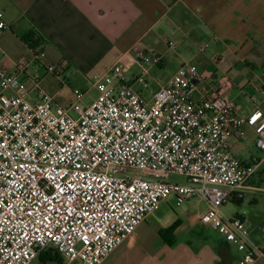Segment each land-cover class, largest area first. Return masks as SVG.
<instances>
[{
	"label": "built area",
	"instance_id": "built-area-1",
	"mask_svg": "<svg viewBox=\"0 0 264 264\" xmlns=\"http://www.w3.org/2000/svg\"><path fill=\"white\" fill-rule=\"evenodd\" d=\"M8 29L0 11V40ZM34 39V60L21 59L14 71L0 65V264H38L49 249L69 264H103L170 198L207 201L202 224L240 254L238 264H256L263 249L242 218L222 208L242 200L264 165V124L256 144L262 156L236 158L230 140L247 118L225 95L227 82L196 100V82L206 74L189 64L148 100L136 85L146 87L150 68L165 58L142 52L131 80L120 64L94 75L99 96L85 105L88 91L72 88L63 67L45 63L44 42ZM169 47L177 49L173 41ZM34 63L74 102L61 105L39 75L28 74ZM172 174L188 184L171 183Z\"/></svg>",
	"mask_w": 264,
	"mask_h": 264
},
{
	"label": "crops",
	"instance_id": "crops-1",
	"mask_svg": "<svg viewBox=\"0 0 264 264\" xmlns=\"http://www.w3.org/2000/svg\"><path fill=\"white\" fill-rule=\"evenodd\" d=\"M0 11L9 27L0 40V65L8 70L14 71L21 59L34 60L29 42L37 34L44 40V62L63 67L71 87L77 83L91 88L94 75L118 64L131 80L141 69L137 56L142 52L165 58L162 66L150 68L146 87L136 85L148 100L189 64L206 74L196 82V100L212 97L226 81L225 95L247 118L230 140L231 151L244 163L262 156L256 144L264 124V0H0ZM27 73L39 75L42 86L51 87L48 80L53 77L52 90L54 81L61 85L40 64H32ZM243 193L242 200L231 202L252 205L255 215L235 212L231 217L242 218L264 251V165ZM201 217L189 220L156 210L103 264H238L240 254L212 227L211 234ZM176 222L174 241L166 243L159 230ZM51 264L69 263L62 259ZM256 264H264V255Z\"/></svg>",
	"mask_w": 264,
	"mask_h": 264
},
{
	"label": "rangeland",
	"instance_id": "rangeland-1",
	"mask_svg": "<svg viewBox=\"0 0 264 264\" xmlns=\"http://www.w3.org/2000/svg\"><path fill=\"white\" fill-rule=\"evenodd\" d=\"M135 72L137 74L139 73L137 69L135 70ZM51 78L53 77H50L48 80V83H50L49 85H51V87L46 86V83L43 85V87H45V90L49 94L55 95V93L58 90H61L62 87L60 84L54 81L56 88L52 90L53 82ZM73 84L74 85L72 86V88L74 89L78 88V89H82L83 91H88L84 100L85 105H90L96 98H98L99 96L98 92L95 89L90 88V85L77 84V83H73ZM61 91H62L61 95L56 97L58 103L64 106H69L72 102H74V98L72 97L71 91L69 89H63ZM72 115L76 117V114L74 112H72ZM169 181L171 183H178L182 185L188 184L187 179L185 177L175 174L171 175ZM208 208H209V203L207 201L200 200L199 198L192 199L180 205H178L177 201H175L173 198H170L167 202H164L159 206L157 212L158 214L164 213L166 215L174 216V217H176L178 214L179 217H182L183 219L189 217V220H193L194 218H196V215H199L201 217L208 210ZM222 211L225 213L227 217L233 216L235 212H238L240 214H245L248 217H254L255 215L252 205H248V203L238 204L229 201L223 206ZM208 230L211 234H215V231L211 227H209ZM258 237H260V242L262 244L263 240L261 238V235L260 236L258 235ZM258 237L257 239H259Z\"/></svg>",
	"mask_w": 264,
	"mask_h": 264
},
{
	"label": "trees",
	"instance_id": "trees-1",
	"mask_svg": "<svg viewBox=\"0 0 264 264\" xmlns=\"http://www.w3.org/2000/svg\"><path fill=\"white\" fill-rule=\"evenodd\" d=\"M35 36H39V35L34 34V35H31L30 37L31 38V42H29L30 47H33L34 45ZM39 39L41 40V42H44V40L40 36H39ZM178 226H179V223L176 222L171 227L165 230H159V235L166 241V243L171 244V241H174V231L176 230ZM165 234H168L169 236H171V238L168 239ZM56 261L58 263H61L62 261L61 256L56 251L49 249L48 251L42 253L39 256L38 264H51V263H56Z\"/></svg>",
	"mask_w": 264,
	"mask_h": 264
}]
</instances>
